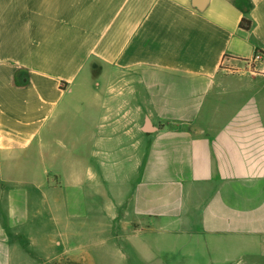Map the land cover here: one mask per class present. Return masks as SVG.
<instances>
[{
  "label": "crops",
  "instance_id": "obj_1",
  "mask_svg": "<svg viewBox=\"0 0 264 264\" xmlns=\"http://www.w3.org/2000/svg\"><path fill=\"white\" fill-rule=\"evenodd\" d=\"M0 264H264V0H0Z\"/></svg>",
  "mask_w": 264,
  "mask_h": 264
},
{
  "label": "rangeland",
  "instance_id": "obj_2",
  "mask_svg": "<svg viewBox=\"0 0 264 264\" xmlns=\"http://www.w3.org/2000/svg\"><path fill=\"white\" fill-rule=\"evenodd\" d=\"M29 164L27 165V168L20 171V167L15 168L11 171L13 174H22L26 178L33 177L34 179H38V175L41 173L42 168H39L38 161L34 158V156H29ZM32 201L31 205L24 210L23 215L29 218V220H45L47 222L46 229L47 234H50L49 237L53 236V229L54 225L49 222L51 219H53L55 215V210H53L51 203H44L43 200H41L35 193H31ZM48 229H50L51 233H48ZM254 253V260L255 261H262V253L260 251L259 246L255 248L253 251Z\"/></svg>",
  "mask_w": 264,
  "mask_h": 264
},
{
  "label": "trees",
  "instance_id": "obj_3",
  "mask_svg": "<svg viewBox=\"0 0 264 264\" xmlns=\"http://www.w3.org/2000/svg\"><path fill=\"white\" fill-rule=\"evenodd\" d=\"M251 25H252L251 21L244 18H242V20L239 23V26L245 30H249L251 28Z\"/></svg>",
  "mask_w": 264,
  "mask_h": 264
},
{
  "label": "water",
  "instance_id": "obj_4",
  "mask_svg": "<svg viewBox=\"0 0 264 264\" xmlns=\"http://www.w3.org/2000/svg\"><path fill=\"white\" fill-rule=\"evenodd\" d=\"M147 124V127H146V129H148V123H146Z\"/></svg>",
  "mask_w": 264,
  "mask_h": 264
}]
</instances>
